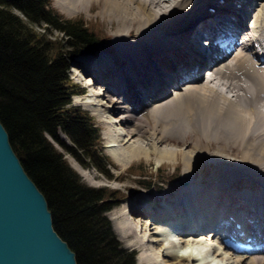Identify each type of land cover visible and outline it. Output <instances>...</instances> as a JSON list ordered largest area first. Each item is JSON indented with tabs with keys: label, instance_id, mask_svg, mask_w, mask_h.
Returning a JSON list of instances; mask_svg holds the SVG:
<instances>
[{
	"label": "bare ground",
	"instance_id": "obj_1",
	"mask_svg": "<svg viewBox=\"0 0 264 264\" xmlns=\"http://www.w3.org/2000/svg\"><path fill=\"white\" fill-rule=\"evenodd\" d=\"M205 1L54 0L68 16L95 12L116 29L111 49L103 39L73 72L89 78L82 104L107 122L115 162L180 156L185 183L167 188L166 200L144 192L109 215L124 245L143 250L142 264H264V254H223L218 229L228 216L249 232L264 229V0ZM215 28L221 39L248 36L227 62L204 54L200 33ZM110 50L116 59L101 55ZM203 164L213 165L212 181H192Z\"/></svg>",
	"mask_w": 264,
	"mask_h": 264
},
{
	"label": "trees",
	"instance_id": "obj_2",
	"mask_svg": "<svg viewBox=\"0 0 264 264\" xmlns=\"http://www.w3.org/2000/svg\"><path fill=\"white\" fill-rule=\"evenodd\" d=\"M50 1L0 0V122L76 262L135 264V253L118 248L103 216L111 207L107 198L117 190L86 185L47 139L100 171L109 163L99 126L87 111L71 105L72 95L82 89L67 73L75 57L102 47L101 32L82 18L64 17ZM60 132L70 146L61 143ZM143 181L148 188L150 181Z\"/></svg>",
	"mask_w": 264,
	"mask_h": 264
},
{
	"label": "rangeland",
	"instance_id": "obj_3",
	"mask_svg": "<svg viewBox=\"0 0 264 264\" xmlns=\"http://www.w3.org/2000/svg\"><path fill=\"white\" fill-rule=\"evenodd\" d=\"M200 5H204L206 3L205 0H197ZM205 1V2H204ZM51 7H53L58 13L63 15L64 17H78L82 18L87 24L93 26V30L96 29L97 31L101 32V37H102V42L104 39V44L105 50L108 48L111 49V40L112 37L109 40L107 36H111L116 29L111 27V23L109 20H106L105 18H101L99 15H96L95 12H90L88 15L83 14V13H76V15L73 16H68L60 11V9L55 5L54 0L50 1ZM201 6V7H202ZM113 23H115L113 21ZM42 26V25H40ZM54 36L59 37L61 34L57 31H52ZM101 49L100 51H102ZM99 52V51H98ZM97 52V53H98ZM114 51H109L106 52L104 51L103 54L107 57H110L112 59H116L117 57L115 56ZM98 54V56H101ZM90 56V55H83L79 57H75L73 59V66L68 69V77L71 80V83L76 85V87L81 88L83 90V93L81 96H73L71 98V105L74 106H79L81 109L85 110L88 112V114L92 117L94 123L99 126L100 128V134H101V144L103 148V153L108 156L109 158V163L108 165L105 166V170L100 171L97 168L89 165L86 160L79 162V160H76L75 157H73L70 153L64 149L62 145L59 143L55 142L52 138H49L47 136V139L52 143V145L56 148L58 152H60L64 157L66 158L67 163L69 166L77 173V175L80 177L81 181L84 182L88 186L92 187H104L108 188L110 190L115 189L117 190L112 197L107 198V202L111 204V207L109 210L103 213V216L109 221L111 231L113 233L114 240L116 242V245L118 248L125 250L127 252H134L135 253V264H142L141 256L143 250L139 247L135 246H125V242L129 240V238L126 239H120L117 232L115 231V228L113 227V221L110 219V216L115 210L119 209L122 207L124 204H126L129 200H132L136 198L137 195L146 193L147 196L149 197H155V198H161L166 200L167 198V193L164 191L169 188H177L176 184L182 183L183 182V175H182V162L180 159V156L177 155L176 157V162H157L153 158H150L149 160H146L144 157L139 158V159H133L130 163H128L125 167H121L120 164H117L115 160L111 157L109 150L104 146V144L107 143V140L104 136L105 133H108V124L107 122L101 119V116L99 114V111L97 114H93L91 110H88L83 106L82 101L87 99V94L89 93L85 87L87 83H89V78H85L83 80H80L77 74L73 72L78 71V66L76 62H79L83 58ZM104 57V56H103ZM83 61L79 63L82 64ZM232 66V63H230ZM225 80V79H224ZM88 81V82H87ZM262 92L264 94V84L262 85ZM174 93V92H173ZM173 95V94H172ZM99 98V97H97ZM95 102V99L93 100ZM103 101H105L103 99ZM99 102V101H98ZM144 110L146 108H143ZM186 119H185V125H186ZM119 128V132L121 131V127L116 125ZM112 127V126H110ZM187 127V126H186ZM111 131V130H110ZM59 140L61 143H64L65 146H70L71 142L65 136L63 133H58L57 134ZM192 136V134H190ZM193 137V136H192ZM170 149L174 148V150H179L178 147L175 146H169ZM178 158V159H177ZM228 167L230 170H233V165L228 164ZM203 167V168H202ZM158 168H160L158 170ZM232 168V169H231ZM216 169V168H215ZM227 169V168H226ZM105 171V172H104ZM213 171V165L207 167L206 165H201V167H198L196 171H194V175L192 177V181H203V182H210L212 181L211 172ZM107 173L109 176H107ZM144 174L145 177H141L140 175ZM118 175L119 178L117 180L114 179V177ZM177 179V180H176ZM140 180V181H139ZM143 180H149L150 185L148 187V190L142 186V184L146 181ZM158 186L155 188V186ZM126 202V203H125ZM159 200L156 201V204L160 205ZM137 226V225H136ZM135 227V226H134ZM133 230V229H132ZM135 232V231H134ZM133 233V232H132ZM132 237V236H131ZM215 245H218V241H214ZM206 244V243H205ZM207 246V244H206ZM223 254H227L226 251L221 250ZM145 253V252H144ZM147 253V252H146ZM207 258H213L211 255ZM218 258H214L213 263L215 261H218ZM197 262V261H196Z\"/></svg>",
	"mask_w": 264,
	"mask_h": 264
},
{
	"label": "water",
	"instance_id": "obj_4",
	"mask_svg": "<svg viewBox=\"0 0 264 264\" xmlns=\"http://www.w3.org/2000/svg\"><path fill=\"white\" fill-rule=\"evenodd\" d=\"M183 184L185 182H182ZM0 122V264H78Z\"/></svg>",
	"mask_w": 264,
	"mask_h": 264
}]
</instances>
